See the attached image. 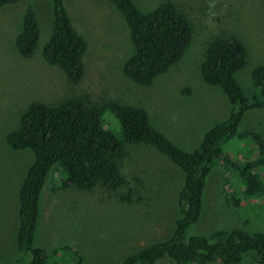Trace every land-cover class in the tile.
I'll return each instance as SVG.
<instances>
[{
    "label": "rangeland",
    "instance_id": "1",
    "mask_svg": "<svg viewBox=\"0 0 264 264\" xmlns=\"http://www.w3.org/2000/svg\"><path fill=\"white\" fill-rule=\"evenodd\" d=\"M73 2L70 16L88 43L87 74L75 87L67 86L41 57L51 36V2L23 0L0 9L1 264L17 262L20 189L35 162L31 151L13 150L6 136L18 128L29 104L89 95L94 102L111 100L143 108L155 129L183 150L194 152L208 130L227 120L231 111L222 89L207 85L200 73L209 44L218 38H235L244 44L248 61L237 80L248 97L255 92L252 75L264 65V0H133L144 13L161 4H174L191 26L183 59L149 87L135 85L123 74L122 67L135 49L122 14L108 0ZM29 4L35 8L41 38L35 58L25 60L16 52L15 39ZM104 124L123 139L121 124L110 112L105 113ZM246 130L264 132V110L245 114L240 132ZM231 148L236 149L225 151L232 157L237 152L244 158L257 157L255 146L248 142ZM123 170L134 191L132 204L120 202L101 187L89 192L61 189L65 176L58 168L52 169L41 196L37 245L52 256L58 248L72 246L87 264H116L132 252L167 241L180 216L177 201L185 181L183 172L146 145L127 146ZM257 172L264 179V169ZM241 190L232 174L216 168L207 180L201 219L190 233H264V195L251 199L241 195ZM241 264L257 263L247 259Z\"/></svg>",
    "mask_w": 264,
    "mask_h": 264
},
{
    "label": "trees",
    "instance_id": "2",
    "mask_svg": "<svg viewBox=\"0 0 264 264\" xmlns=\"http://www.w3.org/2000/svg\"><path fill=\"white\" fill-rule=\"evenodd\" d=\"M22 1L0 0V9ZM32 1H50L53 12L51 36L41 50L43 62L67 86L80 85L87 74L88 43L74 24L66 0ZM108 1L124 17L135 49L122 67L123 74L135 85L149 87L183 59L191 26L174 4H161L144 13L133 0ZM40 38L39 20L29 4L15 39L17 54L25 60L35 58ZM247 61L246 48L238 39L218 38L209 44L200 73L207 85L222 89L231 111L227 120L208 130L194 152L183 150L155 129L143 108L111 100L94 102L89 95L29 104L18 128L6 136L13 150L35 155L20 189L16 264H87L72 246L58 248L52 256L37 245L42 192L52 169L58 168L65 176L61 189L89 192L101 187L124 204L134 203V191L123 170L128 145L154 148L183 172L185 181L177 201L180 216L171 237L132 252L116 264H241L247 259L264 264V233H190L201 219L207 180L216 168L223 167L236 178L241 195L251 199L264 195V179L257 172L264 169V132H240L247 112L264 110V65L254 71L255 92L248 97L237 80ZM107 112L119 120L123 139L105 127ZM247 142L255 146L257 157L244 158L239 152L232 157L225 151Z\"/></svg>",
    "mask_w": 264,
    "mask_h": 264
},
{
    "label": "crops",
    "instance_id": "3",
    "mask_svg": "<svg viewBox=\"0 0 264 264\" xmlns=\"http://www.w3.org/2000/svg\"><path fill=\"white\" fill-rule=\"evenodd\" d=\"M73 1H75V0H66V5H67L68 12H69L70 15H71V11H70L69 6L71 5V7H72L74 5V2ZM79 6H80V4H77V9L80 10V7ZM79 13H81V12H79Z\"/></svg>",
    "mask_w": 264,
    "mask_h": 264
}]
</instances>
